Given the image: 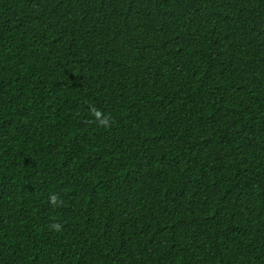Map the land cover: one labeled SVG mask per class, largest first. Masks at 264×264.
<instances>
[{"label": "trees", "instance_id": "obj_1", "mask_svg": "<svg viewBox=\"0 0 264 264\" xmlns=\"http://www.w3.org/2000/svg\"><path fill=\"white\" fill-rule=\"evenodd\" d=\"M0 264H264V0H0Z\"/></svg>", "mask_w": 264, "mask_h": 264}, {"label": "clouds", "instance_id": "obj_2", "mask_svg": "<svg viewBox=\"0 0 264 264\" xmlns=\"http://www.w3.org/2000/svg\"><path fill=\"white\" fill-rule=\"evenodd\" d=\"M92 111H93V113H94L95 116H97V117L100 116V113H99L98 111H96L95 109H93ZM101 123H102L103 126H105V127L109 126V125H108V120H107V119L101 121ZM50 201H51L52 203H56V202H57V198H56V196H52V197H50Z\"/></svg>", "mask_w": 264, "mask_h": 264}]
</instances>
